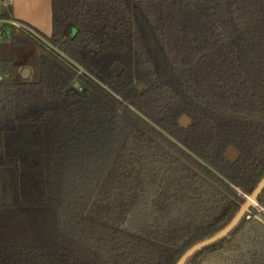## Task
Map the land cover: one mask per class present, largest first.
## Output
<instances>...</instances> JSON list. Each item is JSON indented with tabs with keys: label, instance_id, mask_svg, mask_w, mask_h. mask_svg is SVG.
<instances>
[{
	"label": "trees",
	"instance_id": "16d2710c",
	"mask_svg": "<svg viewBox=\"0 0 264 264\" xmlns=\"http://www.w3.org/2000/svg\"><path fill=\"white\" fill-rule=\"evenodd\" d=\"M51 10L47 44L8 34L40 50L39 79L16 81L0 61V168L13 173L0 264H177L264 178V0ZM186 264H264V190Z\"/></svg>",
	"mask_w": 264,
	"mask_h": 264
},
{
	"label": "rangeland",
	"instance_id": "374dc122",
	"mask_svg": "<svg viewBox=\"0 0 264 264\" xmlns=\"http://www.w3.org/2000/svg\"><path fill=\"white\" fill-rule=\"evenodd\" d=\"M43 43L47 44L45 35L39 34ZM40 50L34 45L11 46L6 40L0 42V61L10 63L13 79L34 82L39 79ZM26 70L29 75L26 79ZM3 73L0 72V76ZM79 87V86H77ZM12 202V171L10 168H0V206L10 205Z\"/></svg>",
	"mask_w": 264,
	"mask_h": 264
},
{
	"label": "crops",
	"instance_id": "0c3cea01",
	"mask_svg": "<svg viewBox=\"0 0 264 264\" xmlns=\"http://www.w3.org/2000/svg\"><path fill=\"white\" fill-rule=\"evenodd\" d=\"M0 5L6 6V1L0 0ZM8 6L11 19L27 25L38 35L50 36L52 32L51 0H11Z\"/></svg>",
	"mask_w": 264,
	"mask_h": 264
},
{
	"label": "water",
	"instance_id": "95a60500",
	"mask_svg": "<svg viewBox=\"0 0 264 264\" xmlns=\"http://www.w3.org/2000/svg\"><path fill=\"white\" fill-rule=\"evenodd\" d=\"M27 74L29 75L28 70H26V76H23L24 79L28 77ZM143 88H144L143 84H140L138 86V89L140 91ZM190 124H191V120L187 116H182V118L179 120V125L184 129H187L190 126ZM224 157L229 162L236 163L240 158V153L236 149L231 147L226 151ZM263 190H264V178L260 182L256 190L253 192V194L246 198L244 205L241 207L236 217L230 222V224L225 229H223L220 233H218L216 236L212 237L211 239H208L204 242H201L193 246L183 255V257L178 261L177 264H186L188 259H190L194 254L228 236L234 230V228L240 223L243 217L248 213L249 209L252 206H257V199ZM12 202H13V173H12Z\"/></svg>",
	"mask_w": 264,
	"mask_h": 264
},
{
	"label": "built area",
	"instance_id": "2783aa9c",
	"mask_svg": "<svg viewBox=\"0 0 264 264\" xmlns=\"http://www.w3.org/2000/svg\"><path fill=\"white\" fill-rule=\"evenodd\" d=\"M5 1H6V6L0 5V42L3 40H6V42H10V39L8 38V34L13 29H15L16 31L24 30L30 33L31 35L35 36L36 38L42 40L43 38L40 37V35H38L33 29H31L27 25L15 21L11 18H6L1 16V9L2 8L8 9L9 8L8 5L11 3V0H5ZM0 81H2V76H0Z\"/></svg>",
	"mask_w": 264,
	"mask_h": 264
}]
</instances>
